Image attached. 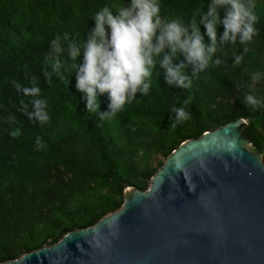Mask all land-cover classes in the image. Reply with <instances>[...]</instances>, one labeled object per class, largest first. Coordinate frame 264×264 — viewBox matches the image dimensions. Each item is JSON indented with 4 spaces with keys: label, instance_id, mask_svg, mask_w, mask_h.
I'll list each match as a JSON object with an SVG mask.
<instances>
[{
    "label": "trees",
    "instance_id": "1",
    "mask_svg": "<svg viewBox=\"0 0 264 264\" xmlns=\"http://www.w3.org/2000/svg\"><path fill=\"white\" fill-rule=\"evenodd\" d=\"M129 2L0 0V264L95 226L123 206L128 188L147 191L183 143L229 123L245 121L240 131L264 161V0H253V41L218 46L190 88L165 83L157 63L149 93H137L101 119L86 111L76 89V61L67 51L57 56L51 42L68 33L82 43L99 9L115 12ZM209 2L160 0L161 16L188 25ZM54 60L59 71H53ZM186 71L191 77V67ZM31 87L40 89L38 96L23 93ZM248 95L261 104H248ZM36 99L46 102L47 122L29 117ZM99 103L100 112L108 111L107 95ZM179 108L186 119H177Z\"/></svg>",
    "mask_w": 264,
    "mask_h": 264
},
{
    "label": "water",
    "instance_id": "2",
    "mask_svg": "<svg viewBox=\"0 0 264 264\" xmlns=\"http://www.w3.org/2000/svg\"><path fill=\"white\" fill-rule=\"evenodd\" d=\"M244 123L183 143L95 226L2 264H264V161Z\"/></svg>",
    "mask_w": 264,
    "mask_h": 264
},
{
    "label": "clouds",
    "instance_id": "3",
    "mask_svg": "<svg viewBox=\"0 0 264 264\" xmlns=\"http://www.w3.org/2000/svg\"><path fill=\"white\" fill-rule=\"evenodd\" d=\"M222 9L225 11L221 16ZM254 9L253 0H210L199 18L194 16L185 25L180 20L164 19L160 0H130L115 12L107 6L99 9L92 18L94 27L82 43L65 33L51 42V48L57 56L67 51L68 57L76 61V89L83 94L85 109L98 112L103 119L122 110L137 93H149L152 70L157 63L163 70L165 83L190 88L192 78L207 69L218 46L253 41L258 19ZM219 28L223 31L219 32ZM241 60L242 56L235 57L236 64ZM215 63L219 65L220 60ZM189 67L191 77L186 71ZM60 68V62L54 60L53 71ZM39 92L38 87L23 89L25 95L38 96ZM104 95L109 100L108 111L100 112L99 97ZM245 100L253 106L261 104L252 95ZM45 108V101L34 100L29 117L47 122ZM175 111L177 119L187 118L183 108Z\"/></svg>",
    "mask_w": 264,
    "mask_h": 264
},
{
    "label": "rangeland",
    "instance_id": "4",
    "mask_svg": "<svg viewBox=\"0 0 264 264\" xmlns=\"http://www.w3.org/2000/svg\"><path fill=\"white\" fill-rule=\"evenodd\" d=\"M251 147L253 148V146L251 145ZM254 149V148H253Z\"/></svg>",
    "mask_w": 264,
    "mask_h": 264
}]
</instances>
